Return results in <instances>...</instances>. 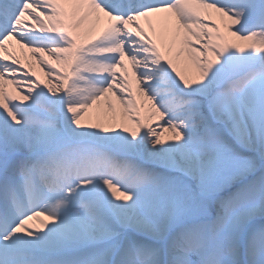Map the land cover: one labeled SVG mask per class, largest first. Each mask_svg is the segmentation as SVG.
<instances>
[{"label":"snow or ice","instance_id":"1","mask_svg":"<svg viewBox=\"0 0 264 264\" xmlns=\"http://www.w3.org/2000/svg\"><path fill=\"white\" fill-rule=\"evenodd\" d=\"M0 264H264V0H0Z\"/></svg>","mask_w":264,"mask_h":264},{"label":"bare ground","instance_id":"2","mask_svg":"<svg viewBox=\"0 0 264 264\" xmlns=\"http://www.w3.org/2000/svg\"><path fill=\"white\" fill-rule=\"evenodd\" d=\"M37 72L43 77V73L40 71L39 68H37Z\"/></svg>","mask_w":264,"mask_h":264}]
</instances>
